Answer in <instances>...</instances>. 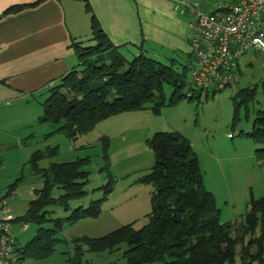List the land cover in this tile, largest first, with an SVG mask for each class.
<instances>
[{"label": "trees", "instance_id": "trees-1", "mask_svg": "<svg viewBox=\"0 0 264 264\" xmlns=\"http://www.w3.org/2000/svg\"><path fill=\"white\" fill-rule=\"evenodd\" d=\"M42 2L45 0L12 7L5 15L36 8ZM84 2L85 12L91 17L90 44L83 46L76 42L72 45L79 65L49 91L41 105L39 126L56 125L58 129L54 133L77 140L78 136H86L98 123L112 117L144 110L159 114L166 105L165 87L171 89L170 106L188 98L185 88L194 91L185 83L188 67L177 58H165L163 62L144 52L128 60L105 35L87 0ZM191 57V54L186 57L188 62ZM178 65L182 67L181 72ZM255 92L256 89H241L236 93L234 128L241 105L252 102ZM251 131L249 136L264 147V108L257 112ZM153 135L147 144L154 154L155 164L141 180L153 189L148 224L140 229L129 224L96 239L74 238L72 264H80L88 252L121 249L124 252L120 264H264V197L252 201L240 225L223 224L215 196L203 183L199 160L190 141L176 132ZM109 146V140L103 139L106 167L101 171H107L109 180L107 186L102 187L103 198L91 202L87 208L79 206L73 210L71 203L82 201L88 195L90 172L85 169L88 160L50 163L48 168H42L40 163L54 158L58 148L35 151L29 164L32 173L42 178L43 188L35 192L26 214L14 223L36 224L38 229L34 238L15 252L20 260H45L61 242L58 238L63 220L53 219L48 208L59 205L66 211L71 210L67 218L69 225L101 214L103 202L113 193ZM259 151L264 159V148ZM14 189L15 185L10 186L8 195ZM55 190L60 191L57 197ZM48 225L51 226L46 227Z\"/></svg>", "mask_w": 264, "mask_h": 264}, {"label": "rangeland", "instance_id": "rangeland-1", "mask_svg": "<svg viewBox=\"0 0 264 264\" xmlns=\"http://www.w3.org/2000/svg\"><path fill=\"white\" fill-rule=\"evenodd\" d=\"M220 1L235 0H204ZM121 53L128 60H133L136 52L121 50ZM189 54L190 46L184 53L171 58H177L188 67L192 63L187 61ZM155 58L163 61L159 56ZM177 68L181 72L182 67L178 65ZM190 75L187 69L185 83L189 85ZM263 82L264 54L250 50L241 59L240 68L231 85L222 91L201 90L197 87H193V91L187 87L184 94L188 98L170 106L171 89L165 87L166 105L159 114L144 110L112 117L98 123L86 136H78L77 140L69 139L62 133H54L58 126L53 124H36L27 136L21 134L23 136L16 149L9 153L0 150V193L8 194V188L15 185L16 192L12 193L14 198L9 196L7 203L10 216L16 220L28 211L30 202L25 201L24 196L29 197L31 189L43 188L42 178L32 173L29 161L35 151H44L47 147H57V155L43 160L40 163L42 168H48L50 163L88 160L85 166L90 172V184L86 187L88 195L82 201L72 202L73 210L79 206L87 208L91 202L104 196L102 187L107 186L109 180L107 171H101L106 167L102 148L103 139H108L113 193L103 202L101 214L97 218L83 219L72 225L67 223L71 210L66 211L59 205L48 208L52 211L53 219L63 220V229L58 238L61 242L56 245L54 254L41 261L32 258L22 261L17 256L14 264H72L74 238L96 239L129 224H134L136 229L148 224L147 215L151 212L153 189L141 180L155 164L154 154L147 142L153 134L159 132H176L190 141L199 160L205 188L215 196L219 220L223 224L228 222L240 225L252 201L264 197V159L259 151L264 147L249 136L257 112L264 108ZM241 89H256V96L252 102L241 105L239 121L234 128V97ZM54 195L59 196L60 191L55 190ZM24 225L23 222L14 223L12 230L20 247L30 242L38 229V225L28 224L25 230ZM123 252L124 249L88 252L80 264H120L123 263Z\"/></svg>", "mask_w": 264, "mask_h": 264}, {"label": "crops", "instance_id": "crops-1", "mask_svg": "<svg viewBox=\"0 0 264 264\" xmlns=\"http://www.w3.org/2000/svg\"><path fill=\"white\" fill-rule=\"evenodd\" d=\"M238 1L87 0L115 47L136 52L135 56L143 52L151 58L159 56L163 62L190 46L194 19L183 3H196L199 12L212 14L220 5ZM37 2L0 0V150L4 153L16 149L21 134L27 136L39 125L49 91L79 65L72 45H87L92 34L84 0H45L36 8L5 15L12 7ZM31 190L25 201L34 200L39 191Z\"/></svg>", "mask_w": 264, "mask_h": 264}, {"label": "built area", "instance_id": "built-area-1", "mask_svg": "<svg viewBox=\"0 0 264 264\" xmlns=\"http://www.w3.org/2000/svg\"><path fill=\"white\" fill-rule=\"evenodd\" d=\"M183 5L194 19L189 32L191 87L222 91L235 79L244 55L250 50L264 54V0L220 5L212 14L199 12L196 3ZM9 196L13 199L0 193V264L16 263L20 248L12 234L15 218L10 216Z\"/></svg>", "mask_w": 264, "mask_h": 264}]
</instances>
